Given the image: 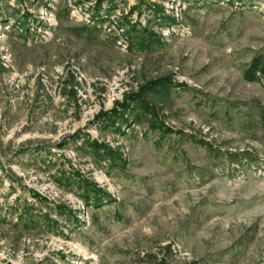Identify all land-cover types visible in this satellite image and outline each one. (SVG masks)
<instances>
[{
	"label": "rangeland",
	"instance_id": "374dc122",
	"mask_svg": "<svg viewBox=\"0 0 264 264\" xmlns=\"http://www.w3.org/2000/svg\"><path fill=\"white\" fill-rule=\"evenodd\" d=\"M257 55L264 0H0V264H264V77H243ZM162 81L178 86L156 105L171 132L98 125ZM64 174L110 200L86 206ZM17 200L51 230L14 225Z\"/></svg>",
	"mask_w": 264,
	"mask_h": 264
},
{
	"label": "trees",
	"instance_id": "16d2710c",
	"mask_svg": "<svg viewBox=\"0 0 264 264\" xmlns=\"http://www.w3.org/2000/svg\"><path fill=\"white\" fill-rule=\"evenodd\" d=\"M100 5V4H99ZM109 8V7H108ZM114 9L113 8H109ZM163 12L161 8L153 6L152 14L155 18L159 19L160 22H173V20L165 17H159ZM107 16V15H106ZM96 12L97 23H101L104 18ZM154 18V19H155ZM120 26V25H119ZM126 34H128L129 39L134 36V44L139 43L141 49L144 51L153 50L157 40H154L147 31L141 27L137 28V25L130 24ZM157 41V42H156ZM243 77L247 82H258L261 77H264V57L261 55L255 56L251 62L246 66L243 71ZM152 84H147L146 87H141L139 92L131 93L125 97V99L116 103V107L110 110L108 113H102L97 117L99 120L98 125L102 128H111L112 130L118 132L119 134H124L121 131L122 127L130 128L132 124H146L149 129H158L164 134L171 132L170 130L164 128L162 125L158 124L156 117V105L157 101H165L170 98L172 91L175 86L169 82L162 81L161 85L151 86ZM151 89V90H150ZM82 145L84 150H86L92 158L99 165H104L106 169H118L122 168L124 165L123 159L115 151L107 147L105 144L99 142L91 141L89 138H82ZM63 182L66 186L73 185L75 190L80 193V198L85 203L86 206L100 207L105 204L110 198L105 194H100L97 186L94 183L88 182L77 174L73 175H62ZM36 196V195H34ZM37 197V196H36ZM16 203L19 206H23L17 200ZM33 210L29 207L23 206L22 214L16 219L14 225L21 226V228L28 233L40 231V229L51 230L52 223H50L45 217L42 219L38 216L35 221L31 218L30 214ZM55 212L59 214L62 218H67L69 221L72 219L73 225H76L77 221L73 218L72 214L66 208H57ZM30 217V218H29Z\"/></svg>",
	"mask_w": 264,
	"mask_h": 264
}]
</instances>
